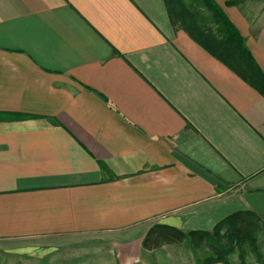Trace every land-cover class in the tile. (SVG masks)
I'll use <instances>...</instances> for the list:
<instances>
[{
    "label": "crops",
    "instance_id": "crops-1",
    "mask_svg": "<svg viewBox=\"0 0 264 264\" xmlns=\"http://www.w3.org/2000/svg\"><path fill=\"white\" fill-rule=\"evenodd\" d=\"M215 1L264 78V0ZM166 12L0 0L1 253L182 264L185 243L145 248L152 226L211 231L240 210L264 221V96Z\"/></svg>",
    "mask_w": 264,
    "mask_h": 264
},
{
    "label": "trees",
    "instance_id": "trees-1",
    "mask_svg": "<svg viewBox=\"0 0 264 264\" xmlns=\"http://www.w3.org/2000/svg\"><path fill=\"white\" fill-rule=\"evenodd\" d=\"M170 21L179 26L205 51L231 69L264 96V78L246 49L243 36L215 0H163ZM263 230V220L250 210H240L221 219L211 231L183 233L172 227L154 225L144 246L152 250L162 244H183L191 248L198 264H232L227 257L238 250L240 264H247L251 254L255 263L264 264L256 239ZM197 251L204 253L198 258Z\"/></svg>",
    "mask_w": 264,
    "mask_h": 264
},
{
    "label": "rangeland",
    "instance_id": "rangeland-1",
    "mask_svg": "<svg viewBox=\"0 0 264 264\" xmlns=\"http://www.w3.org/2000/svg\"><path fill=\"white\" fill-rule=\"evenodd\" d=\"M255 245H257L258 250L261 254V258L264 260V221H263V230L260 231V233L258 234ZM186 246L187 245L185 243L184 245H182L181 249L180 248L177 249V254L180 256L182 262H185L182 264H198L195 260L194 257L195 255L193 254L191 248L189 249ZM197 255L199 259H202L204 253L201 251H197ZM239 255L240 254L238 253V250H236L235 254L230 255L229 257H227V259H229L232 264H240L242 260L241 258H239ZM245 260L246 263L254 262L255 258H253L251 254H249ZM0 264H41V263H37L35 261L27 262L26 260L24 261L19 257H17V255L15 257L14 256L11 257V255L8 256L0 252Z\"/></svg>",
    "mask_w": 264,
    "mask_h": 264
}]
</instances>
